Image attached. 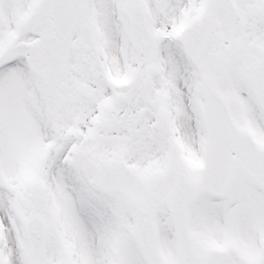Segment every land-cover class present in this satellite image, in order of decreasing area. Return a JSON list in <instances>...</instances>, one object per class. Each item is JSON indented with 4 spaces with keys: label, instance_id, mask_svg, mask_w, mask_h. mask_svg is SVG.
<instances>
[{
    "label": "snow or ice",
    "instance_id": "obj_1",
    "mask_svg": "<svg viewBox=\"0 0 264 264\" xmlns=\"http://www.w3.org/2000/svg\"><path fill=\"white\" fill-rule=\"evenodd\" d=\"M0 264H264V0H0Z\"/></svg>",
    "mask_w": 264,
    "mask_h": 264
}]
</instances>
